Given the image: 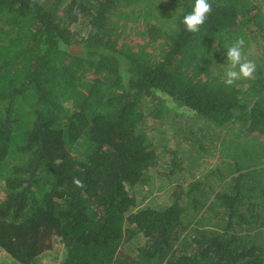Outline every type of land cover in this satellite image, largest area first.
<instances>
[{
	"label": "trees",
	"instance_id": "trees-1",
	"mask_svg": "<svg viewBox=\"0 0 264 264\" xmlns=\"http://www.w3.org/2000/svg\"><path fill=\"white\" fill-rule=\"evenodd\" d=\"M209 2L190 33L195 0H0V247L13 263L58 243L59 264H264V0ZM240 38L256 72L228 87ZM163 117L187 144L149 137ZM215 149L201 176L179 172L177 152Z\"/></svg>",
	"mask_w": 264,
	"mask_h": 264
},
{
	"label": "rangeland",
	"instance_id": "rangeland-1",
	"mask_svg": "<svg viewBox=\"0 0 264 264\" xmlns=\"http://www.w3.org/2000/svg\"><path fill=\"white\" fill-rule=\"evenodd\" d=\"M252 50H254V48H252ZM191 119H189V121ZM197 122H199L201 128H204L203 127L204 124L201 121L197 120ZM143 126L144 129L147 130L149 137L155 140L156 143H160L161 147L159 146V148L165 146L166 143L168 144L167 147L169 149L175 148L178 143L182 144V146L187 144V141L184 140L182 137H180L181 134L179 136L175 135L173 119H167L166 117L155 118V119L151 118V120L145 123ZM225 131L226 132L223 133V135H226L228 132L227 130ZM215 138L217 139V136ZM221 138H223V136H221L219 139ZM213 143L216 144V148L218 149L219 142L215 140ZM217 149H215L213 152L209 154L200 153L197 157H195L192 160L190 158L188 159L187 157L185 158L182 157L181 153L177 152L178 155L177 159L178 162L181 164V168H179L180 169L179 172L183 175L184 178H187L188 181H190L193 178V175H196L194 178L201 176V173L204 172L205 168L211 167L216 162V156H210V155H212L213 153L217 155L216 153ZM165 152H168L167 149ZM191 155L193 157L196 155L194 149ZM167 160L169 162H172L171 157H167ZM158 186L159 183L155 184L151 192L153 195H155L156 201L168 197L166 195V190L159 189L160 186L159 187ZM144 189L146 190L147 188L145 187ZM0 193H1V184H0ZM62 254H63V245L57 243L55 244L53 250L47 251L41 256L40 264H59V261L62 258ZM4 256H5L4 252L0 253V259H2Z\"/></svg>",
	"mask_w": 264,
	"mask_h": 264
},
{
	"label": "clouds",
	"instance_id": "clouds-1",
	"mask_svg": "<svg viewBox=\"0 0 264 264\" xmlns=\"http://www.w3.org/2000/svg\"><path fill=\"white\" fill-rule=\"evenodd\" d=\"M212 12V4L209 0H195L192 11L183 18V24L190 33H198L201 26L206 22L208 16ZM245 41L243 38L236 40L227 48V62L229 67L226 68L222 77L225 86H237V82L242 79H251L256 72V64L249 60L243 54ZM73 184L76 187H84L83 182L79 178H73Z\"/></svg>",
	"mask_w": 264,
	"mask_h": 264
},
{
	"label": "crops",
	"instance_id": "crops-1",
	"mask_svg": "<svg viewBox=\"0 0 264 264\" xmlns=\"http://www.w3.org/2000/svg\"><path fill=\"white\" fill-rule=\"evenodd\" d=\"M0 250L5 253V256L2 259H0V264H15V263H13V260L10 258V256L7 254V252L2 250L1 247H0ZM1 251H0V253H2ZM39 264H40V261H39Z\"/></svg>",
	"mask_w": 264,
	"mask_h": 264
}]
</instances>
